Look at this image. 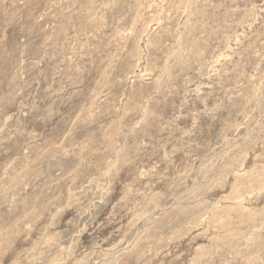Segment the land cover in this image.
Returning a JSON list of instances; mask_svg holds the SVG:
<instances>
[{
	"label": "rangeland",
	"instance_id": "1",
	"mask_svg": "<svg viewBox=\"0 0 264 264\" xmlns=\"http://www.w3.org/2000/svg\"><path fill=\"white\" fill-rule=\"evenodd\" d=\"M0 264H264V0H0Z\"/></svg>",
	"mask_w": 264,
	"mask_h": 264
}]
</instances>
